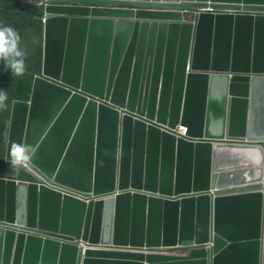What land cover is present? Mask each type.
I'll return each instance as SVG.
<instances>
[{
  "label": "water",
  "instance_id": "95a60500",
  "mask_svg": "<svg viewBox=\"0 0 264 264\" xmlns=\"http://www.w3.org/2000/svg\"><path fill=\"white\" fill-rule=\"evenodd\" d=\"M38 1L41 72L5 131L37 181L0 178V264H264V0Z\"/></svg>",
  "mask_w": 264,
  "mask_h": 264
},
{
  "label": "clouds",
  "instance_id": "9594fccd",
  "mask_svg": "<svg viewBox=\"0 0 264 264\" xmlns=\"http://www.w3.org/2000/svg\"><path fill=\"white\" fill-rule=\"evenodd\" d=\"M32 4H35L37 6H39L41 8V15L43 14V1H38V0H26ZM110 2L115 3L114 5H116L118 8L121 9H133V10H138L141 9L145 5V2H150V3H158L160 4L161 1H145V0H112ZM166 10H172L175 12H179V13H188L191 16L194 15H198L201 13H209V14H221V13H227L230 12V10L225 9L224 7H220L217 4H213L210 2H205L201 5H198L197 7H191V6H186L184 5L181 1L179 2H164L163 3ZM92 6V5H91ZM207 7H210L213 9L212 12H205L202 11L200 12V9H205ZM148 9V8H146ZM157 9V8H154ZM254 15L256 14L255 12L253 13ZM264 14V13H263ZM38 16V20L40 21L39 24V28H41V31L39 32V35L37 38L32 37L31 33H27L28 39L30 43H39L40 46L42 47V57H41V62H40V66L39 69L33 70V68L28 69V68H23V60L19 59V57L22 55L21 52L19 51L18 47H17V42L19 41V35L18 33L15 31L14 28H12L9 25H0V60L5 61L6 66L9 67L12 71L16 72L17 74H19L22 71H27L28 73L33 75V80H32V84H31V91H32V86H33V82L35 79V74L41 72V67L43 64V59H44V45H45V33H44V23H45V18H40V16ZM31 30V28H30ZM29 32V31H28ZM24 42V40H23ZM24 69V70H23ZM188 70V67H187ZM31 91H30V95H29V99L28 100H14V101H23V102H28L30 100V96H31ZM13 101V102H14ZM12 102V104H13ZM11 110H12V106H11ZM11 116V114H10ZM10 119V118H9ZM8 123L9 120L7 122V127H8ZM7 127L5 129V131L7 130ZM184 129V134H180L177 133L176 130L179 128ZM166 131L170 134H173L176 137H185L186 135V128L184 126L181 125H177L174 128H169L166 129ZM4 140H5V149H6V138H5V132H4ZM261 145L264 147V142L261 143ZM5 162L8 164L9 166V170L4 172L3 174L0 175V178H4V179H15V180H24V181H37L36 177L33 176L29 171L27 164L25 162H21V161H7L6 160V150H5ZM74 166V165H73ZM74 167H78V166H74ZM32 172V171H31ZM33 173V172H32ZM35 174V173H34ZM217 191V189L215 188H210L206 191H199L197 192L198 194H209L211 196H214L215 192ZM65 193H67L66 191H63ZM70 195L76 196L80 199H83L87 202L90 201H99V200H106L108 198L111 197H115L119 194L118 191L112 192V193H108V194H103V195H93L92 193H90V196H82V195H77V194H73V193H69ZM205 248H209L212 249L214 247V243L212 241H209L208 243L202 245ZM91 249H104V250H121V251H128V252H135V253H144V254H172V255H176V254H182L176 251L175 248L173 249H151V248H133V247H120V248H111V247H102V246H96V245H92V246H88Z\"/></svg>",
  "mask_w": 264,
  "mask_h": 264
},
{
  "label": "trees",
  "instance_id": "16d2710c",
  "mask_svg": "<svg viewBox=\"0 0 264 264\" xmlns=\"http://www.w3.org/2000/svg\"><path fill=\"white\" fill-rule=\"evenodd\" d=\"M41 12L39 6L26 0H0V25H9L18 33L17 47L22 54L19 59L23 60V68L36 70L40 66L42 47L39 43H30L27 33L38 37L41 31L38 16ZM32 80V74L27 71L17 74L6 66L5 61L0 60V175L9 170L5 162L4 132L12 102L29 99Z\"/></svg>",
  "mask_w": 264,
  "mask_h": 264
},
{
  "label": "built area",
  "instance_id": "2783aa9c",
  "mask_svg": "<svg viewBox=\"0 0 264 264\" xmlns=\"http://www.w3.org/2000/svg\"><path fill=\"white\" fill-rule=\"evenodd\" d=\"M199 11H200V12H202V11H205V12H212L213 9L210 8V7H207V8H205V9H200ZM176 132H177V133H180V134H181V133L184 134V129H182V128L180 127L179 129L176 130Z\"/></svg>",
  "mask_w": 264,
  "mask_h": 264
}]
</instances>
